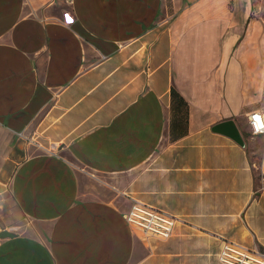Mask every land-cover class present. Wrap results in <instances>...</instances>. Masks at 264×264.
I'll return each mask as SVG.
<instances>
[{"label": "crops", "instance_id": "1", "mask_svg": "<svg viewBox=\"0 0 264 264\" xmlns=\"http://www.w3.org/2000/svg\"><path fill=\"white\" fill-rule=\"evenodd\" d=\"M263 9L0 0V232L14 234L0 264H228V241L264 250V134L249 126L264 114ZM172 89L188 103L176 139ZM226 121L243 143L214 129ZM92 179L99 197L82 191ZM139 203L176 217L172 234L128 222Z\"/></svg>", "mask_w": 264, "mask_h": 264}, {"label": "built area", "instance_id": "2", "mask_svg": "<svg viewBox=\"0 0 264 264\" xmlns=\"http://www.w3.org/2000/svg\"><path fill=\"white\" fill-rule=\"evenodd\" d=\"M249 126L253 135L264 134V114L261 112L251 113ZM127 220L146 232L164 237L172 234L177 222L176 217L140 203L132 205ZM220 259L228 264H264V250L240 246L228 241L223 245Z\"/></svg>", "mask_w": 264, "mask_h": 264}, {"label": "trees", "instance_id": "3", "mask_svg": "<svg viewBox=\"0 0 264 264\" xmlns=\"http://www.w3.org/2000/svg\"><path fill=\"white\" fill-rule=\"evenodd\" d=\"M172 121H171V134L172 139L181 137L187 133L188 121V103L184 97L172 89Z\"/></svg>", "mask_w": 264, "mask_h": 264}, {"label": "water", "instance_id": "4", "mask_svg": "<svg viewBox=\"0 0 264 264\" xmlns=\"http://www.w3.org/2000/svg\"><path fill=\"white\" fill-rule=\"evenodd\" d=\"M214 129L218 132L225 133L231 137H233L235 140H237L240 143H243L242 136L240 132L238 131L235 123L233 121H226L222 122L214 127ZM13 233H10L8 231H1L0 232V238L13 236Z\"/></svg>", "mask_w": 264, "mask_h": 264}, {"label": "rangeland", "instance_id": "5", "mask_svg": "<svg viewBox=\"0 0 264 264\" xmlns=\"http://www.w3.org/2000/svg\"><path fill=\"white\" fill-rule=\"evenodd\" d=\"M255 1L261 2L263 4V6H264V0H255ZM262 11H264V9ZM97 184H98V182L95 179L84 180L83 183H82V191L84 193H87L90 196L99 197L98 185ZM131 209H132V205L130 206V209L126 212L127 215L129 214ZM26 225H27V221L24 220L23 222H21V228L22 227L26 228L25 227ZM30 230L31 229L29 228L25 233L30 232Z\"/></svg>", "mask_w": 264, "mask_h": 264}]
</instances>
